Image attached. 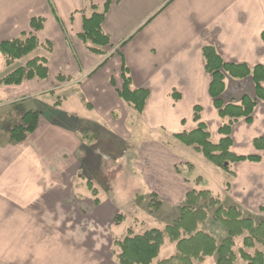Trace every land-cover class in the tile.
Listing matches in <instances>:
<instances>
[{"label": "crops", "instance_id": "0c3cea01", "mask_svg": "<svg viewBox=\"0 0 264 264\" xmlns=\"http://www.w3.org/2000/svg\"><path fill=\"white\" fill-rule=\"evenodd\" d=\"M94 11H105L110 41L101 54L80 37ZM33 18L42 20L40 29L31 28ZM23 33L37 38L33 54L46 59L47 77L0 84V264H118L113 243L127 230L163 229L191 190L264 219V150L253 145L264 137V101L230 133L234 154L259 160L231 163L233 175L216 185L184 156L195 153L192 146L172 136L202 122L213 143L223 137L202 51L213 46L224 63L264 66V0H0V43ZM25 62L7 64L0 51V78ZM123 67L131 89L147 91L140 112L118 94ZM224 83V103L255 98L250 76L225 74ZM31 113L34 131L13 139L12 128L28 125ZM152 198L154 211L143 205ZM208 214L199 228L218 232ZM245 235L235 238L234 251ZM244 250L264 257L259 244ZM175 253L165 238L153 264ZM194 264H216V255Z\"/></svg>", "mask_w": 264, "mask_h": 264}, {"label": "trees", "instance_id": "16d2710c", "mask_svg": "<svg viewBox=\"0 0 264 264\" xmlns=\"http://www.w3.org/2000/svg\"><path fill=\"white\" fill-rule=\"evenodd\" d=\"M104 16L105 11L101 13L94 11L89 17L83 18L82 22L80 37L87 44L88 49L97 54L103 53L101 47L110 45L108 36L102 31ZM30 25L33 30H38L42 26V20L33 18ZM262 36L264 39V33ZM38 46V40L33 33H23L20 37L1 42L0 51L5 56L7 64L23 58H26V62L0 78V84H20L23 80L34 77L46 78V59L33 54ZM202 52L205 69L211 75L209 95L222 120L218 133L223 137L217 143H213L202 122H199L191 131L176 133L172 136L182 145L194 147L212 165L233 175L230 171L231 163L259 160L256 155L234 154L230 149L232 144L230 133L232 124L238 119L243 118L250 122L256 102L264 101V66L259 64L250 69L245 64L224 63L213 46H205ZM225 74L239 79L250 76L254 84L255 98L244 95L239 102L224 103L220 95L225 87ZM121 77L122 87L118 92L120 98L137 112L142 111L147 91L131 89L130 78L124 67ZM199 113L200 107L195 106L193 114L195 121H199ZM27 119L28 125L24 127L16 125L12 128L13 139H22L26 133L34 131L36 115L31 113ZM253 145L258 150H264V137L255 138ZM209 195L211 194L207 190L187 192L183 203L178 208L177 217L163 229L151 228L141 234H133L131 230H127V234L115 243L119 248L118 264H153L165 238L175 244L176 253L156 264H194L195 261H201L204 257L212 255H216V264H235L237 255L233 249L234 241L245 232L246 235L242 240L243 248L239 250L241 258L247 264H264L261 251L249 254L244 250V248L253 247L256 243L264 247V219L255 221L250 216H243L241 210L235 205L225 208ZM202 199L207 200L203 203L200 202ZM208 208L213 209L211 220L218 232L199 228L200 224L210 218ZM261 211H264V206L261 207Z\"/></svg>", "mask_w": 264, "mask_h": 264}, {"label": "rangeland", "instance_id": "374dc122", "mask_svg": "<svg viewBox=\"0 0 264 264\" xmlns=\"http://www.w3.org/2000/svg\"><path fill=\"white\" fill-rule=\"evenodd\" d=\"M170 140V139H169ZM171 141V140H170ZM193 149H194V147H192ZM192 150V149H191ZM195 150V149H194ZM193 150V151H194ZM186 152H189V149L186 151ZM195 153H191V154H188V153H186L187 154V156L186 155H184L186 158H188L189 157V160H191L196 166H194V167H196L195 169H196V171L200 174V175H203L204 177H206V179L209 181V182H211V184L212 185H216L217 184V182L219 181V180H221V178L222 177H225V176H228V175H231V174H229L228 172H225V171H223V170H221L219 167H214V165L212 166L211 165V167H213L215 170H218L217 172H219V173H215V171H213V170H211V169H206V168H204V167H202L201 166V163H200V161H199V159H203L205 162H207V163H209L205 158H204V156L201 154V153H197L196 152V150L194 151ZM189 155V156H188ZM194 156H196V157H194ZM197 158V159H196ZM209 164H211V163H209ZM187 165V167H183V168H181V172L184 174V175H187L188 173H189V170H191V169H188L189 168V166L192 168V166L188 163V164H186ZM217 168V169H216ZM230 168H231V166H230ZM192 183H198L199 182V177L197 176V177H194V176H192ZM214 183V184H213ZM226 183V182H225ZM195 185V184H194ZM197 187H199L198 189H205V188H203V187H201V186H197ZM122 189H124V188H122ZM196 191V190H195ZM209 194H210V192H209ZM209 196H211L213 199H216V200H218V203H220L223 207H228L229 206V204L231 203L230 201H227V199H224V200H222V201H220L219 199H217V197L215 196V195H209ZM208 199V198H207ZM207 199H202L200 202H203L204 203V201H206ZM184 201V200H183ZM183 203V202H182ZM158 202H156V199L155 198H152V200H151V203H150V201H149V199L148 200H146V201H144V206L145 205H147L151 210H156L157 209V207H158ZM207 212H210V214H212V212H213V209H207ZM242 212V211H241ZM178 212L177 211H173V212H171V214L169 215V216H172L173 214H175V215H178L177 214ZM242 214H243V212H242ZM243 216H245L244 214H243ZM263 216V215H262ZM121 215H120V219H121ZM252 218V217H251ZM253 219V218H252ZM256 221V220H255ZM138 223L136 224V227H139V226H141V225H138ZM145 225V224H144ZM246 233V232H245ZM244 233V234H245ZM243 234V235H244ZM242 235V236H243ZM116 243V241L113 243V251H114V253L116 252V251H118L119 249H118V246L115 244ZM256 244H258V243H256ZM242 245V244H241ZM260 245V244H259ZM261 246V245H260ZM253 247H255V245L253 246ZM263 247V246H262ZM238 248V247H237ZM236 248V250H235V253H237V256H240V253H239V250L241 249V248H243L242 246H241V248L238 250ZM252 248V247H251ZM264 248V247H263ZM245 249V248H244ZM250 249V248H249ZM255 252V251H254ZM251 253H253L252 251H251ZM263 262H264V257H263ZM237 264H247L245 261H242V260H238V262H237Z\"/></svg>", "mask_w": 264, "mask_h": 264}]
</instances>
